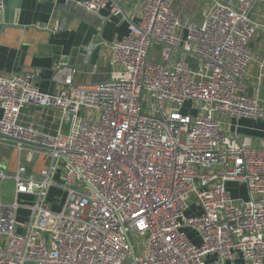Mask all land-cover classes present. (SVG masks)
I'll list each match as a JSON object with an SVG mask.
<instances>
[{
    "label": "built area",
    "instance_id": "built-area-1",
    "mask_svg": "<svg viewBox=\"0 0 264 264\" xmlns=\"http://www.w3.org/2000/svg\"><path fill=\"white\" fill-rule=\"evenodd\" d=\"M258 2H216L198 25L171 0H138L140 20L113 44L108 81L81 85L62 61L54 93L31 72L0 77V133L44 147L16 144V171L0 169V183L15 189V202L0 200V264H264V144L219 119L264 120V100L244 82ZM78 4L93 16L121 14L115 0ZM28 107L55 110V133L25 123ZM35 155L47 159L39 172L30 170ZM229 183L245 186L247 199ZM52 188L65 194L58 211Z\"/></svg>",
    "mask_w": 264,
    "mask_h": 264
},
{
    "label": "crops",
    "instance_id": "crops-1",
    "mask_svg": "<svg viewBox=\"0 0 264 264\" xmlns=\"http://www.w3.org/2000/svg\"><path fill=\"white\" fill-rule=\"evenodd\" d=\"M80 1L83 0H10L9 9L19 13L18 27L0 25V77L10 78L31 72L35 75L34 82L41 92L54 93L60 88V84L54 80L53 68L56 62L62 61L78 70L76 81L81 85L108 81L113 44L124 39L129 34L130 27L140 20L138 0H115L126 14L121 11L117 16L111 14L110 8L103 10L99 16H93L79 6ZM171 1L173 11L177 15L190 18L198 25L203 23L204 14L214 9L216 2L230 6L237 2V0ZM250 19L259 27L251 41L252 60L244 82L248 95L264 100V0H259L253 7ZM54 112L55 110H51L48 112L50 116L46 117L41 110L28 107L23 111V120L27 124L35 123L45 131L55 133L57 115ZM219 119L226 131L235 134L239 139L247 140L255 147L264 144V120H237L226 117ZM14 145L16 144L0 140V149L5 146L15 149ZM0 152V169L13 174L18 165L16 149L15 155L12 153L9 159H5L3 151ZM35 157L44 158L40 155ZM34 159L30 164V170L33 172H39L47 165V159L44 158L43 167L37 170L38 163ZM228 189L235 199H247L245 186L229 183ZM54 190L61 191L52 188L48 195L51 196ZM241 191L244 195H239ZM61 193L62 197H65V194ZM26 197L21 196V202H27ZM32 199L29 197V201ZM0 200L3 204L15 202L13 180L0 183ZM48 200L56 211L60 210L61 205L55 203L54 197L50 199L48 197ZM193 211L195 210L192 209L187 214L191 215ZM19 215H24L22 220L19 219L20 222H24L29 212L25 209L18 213V218ZM185 233L195 244L200 243L194 231L187 229ZM237 264H242L241 260H237Z\"/></svg>",
    "mask_w": 264,
    "mask_h": 264
},
{
    "label": "water",
    "instance_id": "water-1",
    "mask_svg": "<svg viewBox=\"0 0 264 264\" xmlns=\"http://www.w3.org/2000/svg\"><path fill=\"white\" fill-rule=\"evenodd\" d=\"M9 1L10 0H3V3H4V11H1L0 12V25H3V24L4 25H10L9 28L18 27V19H17V16L19 15V13L16 10L9 9ZM115 2L117 4V6L120 9H122L120 11H122L123 14L126 15L125 14V10L120 7V5L118 4L117 1H115ZM0 140H2L4 142H10V143L18 144V145H24V146H28V147H33V148H36V149H42V148H44L41 145L34 144V143H31V142H27V141H24V140H21V139H17V138H14V137H11V136L2 134V133H0ZM60 156L63 158L62 154H60ZM127 237H128V242H129V245H130L131 258H132L133 261H135L136 254H135V251L133 249L131 240H130V238H129L128 235H127Z\"/></svg>",
    "mask_w": 264,
    "mask_h": 264
},
{
    "label": "rangeland",
    "instance_id": "rangeland-1",
    "mask_svg": "<svg viewBox=\"0 0 264 264\" xmlns=\"http://www.w3.org/2000/svg\"><path fill=\"white\" fill-rule=\"evenodd\" d=\"M159 49H160V48H159ZM159 49H158L157 46H154V47H153V50H152V54L155 55L154 60H155L156 62H159V61H160V60H159V59H160V50H159ZM155 51H156V54H155ZM151 56H152V55H151ZM190 61L192 62V66H195V65H196V63L193 64L194 62H193V59H192V58H190ZM0 150L3 151L4 155L6 156L5 159H9V157L11 156L12 153H13V155H15V152H14L15 149H13L12 147L10 148V147L5 146V147H1ZM0 155H1V152H0ZM34 161H35L36 163H38V168H37V170H40V169L43 167V163H45V159H44V158L40 159L39 157H35ZM41 166H42V167H41ZM53 189H55V188H53ZM5 191H7L6 188H5ZM241 194L244 195V192L241 191L239 195H241ZM48 197H49V199H50L51 197H54V201H55V203H56V202L59 201V198L62 197V193H61V191H55V190H54V193L51 194V196L48 195ZM57 199H58V200H57ZM20 200H22V199L20 198ZM23 201H24V200H23ZM25 201H27L26 203L30 204V203L33 202V199H32L31 201H29V196H27V197L25 198ZM20 211H25V209H22V208H21ZM20 211H19V213H20ZM23 217H24V215H23V216H20V215H19V219H20V220H22ZM23 221L26 222L27 219H24ZM189 234L192 236L191 232H189ZM196 236H197V235H196ZM196 236H195V241H197ZM192 237H193V236H192ZM132 243H133L135 246H137V240H136L135 238H132ZM128 264H129V263H128Z\"/></svg>",
    "mask_w": 264,
    "mask_h": 264
}]
</instances>
